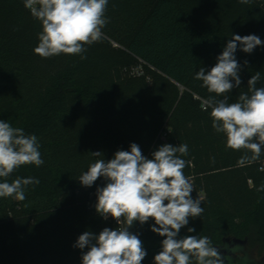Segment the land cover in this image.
Masks as SVG:
<instances>
[{"label":"trees","instance_id":"trees-1","mask_svg":"<svg viewBox=\"0 0 264 264\" xmlns=\"http://www.w3.org/2000/svg\"><path fill=\"white\" fill-rule=\"evenodd\" d=\"M106 18L103 38L86 46V59L42 58L34 53L40 22L24 0H0V120L36 135L44 160L7 178L40 183L26 186L23 201L0 198V264H81L88 249L73 246L79 235L118 225L96 212L104 178L91 187L78 179L97 159L110 160L131 143L148 158L165 143L188 146L184 173L204 211L189 218L178 238L207 236L217 248L227 238L244 241L231 256L221 252L229 260L224 264L248 259L249 248L264 255V191H257L264 148L259 160L239 165L246 150L226 147L224 134L212 128L202 109L210 94L194 78L217 63L233 35L255 34L264 42V0H109ZM235 56L241 85L227 94L230 103L247 92L256 72L257 87L264 86V43L250 54L238 45ZM97 151L103 157L91 154ZM153 224L150 218L129 229L147 252L141 264H154L161 251L164 237L151 231Z\"/></svg>","mask_w":264,"mask_h":264},{"label":"clouds","instance_id":"clouds-1","mask_svg":"<svg viewBox=\"0 0 264 264\" xmlns=\"http://www.w3.org/2000/svg\"><path fill=\"white\" fill-rule=\"evenodd\" d=\"M239 2L249 4L251 0ZM108 3L109 0H24V7L42 27L34 53L42 58L68 54L86 59L82 55L86 46L103 38V28L109 22ZM262 43L255 34L233 35L217 63L207 72L201 67L194 77L210 94L203 100L202 109L209 112L212 128L224 134L226 147L246 150L238 160L241 166L259 160L264 148V86L257 87L261 72L251 76L247 92H241L236 102L230 103L227 94L241 85V66L235 56L238 45L250 54ZM39 149L36 135L0 120V198L23 201L26 186L40 183L35 177L11 182L7 179L21 166L43 165ZM91 154L102 156L99 151ZM187 155V144L165 143L148 158L138 144L131 143L130 150H118L110 160L100 158L90 164L78 180L91 187L104 178L106 183L96 190V212L105 220L113 218L118 227H105L98 235L90 231L79 235L73 246L88 249L82 253L81 264H141L147 252L138 234L129 229L134 222L143 225L150 218L154 221L151 231L164 237L154 264H224L225 258L207 236L178 238L189 218L201 217L204 211L202 198H192L194 186L184 173L185 167L191 165L190 160L182 158ZM257 191H264V182ZM187 231L196 230L189 227Z\"/></svg>","mask_w":264,"mask_h":264},{"label":"water","instance_id":"water-1","mask_svg":"<svg viewBox=\"0 0 264 264\" xmlns=\"http://www.w3.org/2000/svg\"><path fill=\"white\" fill-rule=\"evenodd\" d=\"M226 243H227V246L223 247V248H218V251L223 252L224 254H226L228 256H231L232 251H230V249L232 247L236 246V245L243 244L244 241L238 240V239L230 240V239L227 238L226 239ZM223 257L225 258L224 262H228L229 261L228 258L225 257L224 255H223ZM234 264H256V263L253 260L245 259L244 256H243L239 262L234 263ZM258 264H261V263L259 262Z\"/></svg>","mask_w":264,"mask_h":264},{"label":"rangeland","instance_id":"rangeland-1","mask_svg":"<svg viewBox=\"0 0 264 264\" xmlns=\"http://www.w3.org/2000/svg\"><path fill=\"white\" fill-rule=\"evenodd\" d=\"M136 69H139V70H143L145 69L143 64H138V66L135 67ZM248 250V256L250 260H253L255 261L256 264H258L259 262H261L262 258H263V253H259V252H255L253 249H247Z\"/></svg>","mask_w":264,"mask_h":264},{"label":"built area","instance_id":"built-area-1","mask_svg":"<svg viewBox=\"0 0 264 264\" xmlns=\"http://www.w3.org/2000/svg\"><path fill=\"white\" fill-rule=\"evenodd\" d=\"M114 45H117V43H114Z\"/></svg>","mask_w":264,"mask_h":264}]
</instances>
